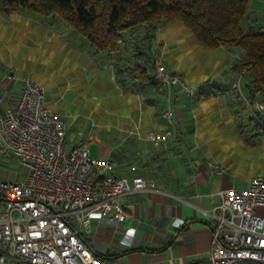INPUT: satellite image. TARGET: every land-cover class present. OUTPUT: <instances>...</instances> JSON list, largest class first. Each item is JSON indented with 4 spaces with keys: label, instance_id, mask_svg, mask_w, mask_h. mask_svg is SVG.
<instances>
[{
    "label": "crops",
    "instance_id": "obj_1",
    "mask_svg": "<svg viewBox=\"0 0 264 264\" xmlns=\"http://www.w3.org/2000/svg\"><path fill=\"white\" fill-rule=\"evenodd\" d=\"M248 10L250 24L264 28V0H249ZM151 29V43L159 44L166 66L182 75L191 94L180 86L158 92L126 75L120 81L114 58L59 17L0 12V42L18 44L24 59L41 62L32 78L43 85L47 106L66 121L67 146L94 141L99 148L92 156L109 157L116 173L139 174L154 184L122 198L128 217L117 227L93 222L86 242L119 264H209L211 214L218 213L212 193L243 188L236 170L264 161V110L255 107L264 104V91L233 66L241 52L206 47L178 21ZM1 72L0 93L6 88L8 98L0 101V116L16 102L22 83L14 86L7 78L12 72ZM166 105L175 128L155 147L147 131L167 127L160 116ZM78 114L91 121L94 133L68 139ZM105 122L111 130L104 139L99 132ZM210 162L225 170L213 172ZM128 163L137 170H128Z\"/></svg>",
    "mask_w": 264,
    "mask_h": 264
},
{
    "label": "built area",
    "instance_id": "obj_2",
    "mask_svg": "<svg viewBox=\"0 0 264 264\" xmlns=\"http://www.w3.org/2000/svg\"><path fill=\"white\" fill-rule=\"evenodd\" d=\"M152 54L157 89L180 86L191 94L194 89L182 75L167 68L159 46ZM7 78L16 80L13 72ZM2 81L0 70V85ZM44 94L42 84L25 78L16 102L0 116V153L13 156L24 169L22 180L0 183V264H119L96 255L86 236L93 222L120 225L128 217L122 198L154 184L139 174L116 173L117 164L109 157L92 156L87 142L67 146L66 121L47 106ZM7 98L4 88L0 101ZM255 107L264 110L261 102ZM161 117L167 127L146 135L155 147L175 128L170 105ZM210 166L213 172L225 170L216 162ZM126 167L137 170L130 163ZM212 197L218 213L211 214L209 264H264V216L254 213L264 207V175Z\"/></svg>",
    "mask_w": 264,
    "mask_h": 264
},
{
    "label": "trees",
    "instance_id": "obj_3",
    "mask_svg": "<svg viewBox=\"0 0 264 264\" xmlns=\"http://www.w3.org/2000/svg\"><path fill=\"white\" fill-rule=\"evenodd\" d=\"M248 1L0 0V12L23 10L63 19L96 51L114 58L120 81L126 75L158 92L164 90L157 89L152 76V50L159 44L151 43V28L178 21L206 47L241 52L233 66L246 71L249 84L264 91V28L250 24Z\"/></svg>",
    "mask_w": 264,
    "mask_h": 264
},
{
    "label": "rangeland",
    "instance_id": "obj_4",
    "mask_svg": "<svg viewBox=\"0 0 264 264\" xmlns=\"http://www.w3.org/2000/svg\"><path fill=\"white\" fill-rule=\"evenodd\" d=\"M142 28V27H140ZM23 44V43H21ZM16 45V46H15ZM6 44L5 42H0V69L3 71L4 76H7L9 72H13L16 80L13 81V85H19L20 82H22L25 78H32L33 73L36 71V69L39 68V63L41 62L33 60L24 59V52H19L18 44ZM168 68V67H167ZM170 69V68H169ZM171 70V69H170ZM175 71V70H174ZM178 72V71H176ZM93 99V98H91ZM94 100V99H93ZM62 103H65L62 101ZM164 109V108H163ZM163 109L160 112L163 111ZM88 116V115H87ZM162 118V117H161ZM67 121H70V119H67ZM77 122L78 125L73 127H70V130L68 131V139H72L74 137H83L87 132V136L94 133V125L91 124L90 120H86L85 117L77 115ZM100 132L99 137H106V134L108 131H110L111 126L107 125V122L100 124ZM87 141V144L89 146L90 152L93 155L98 154V148L99 145L94 141ZM242 167L235 172L237 183L239 185H244L246 179L249 177L256 175H264V161H258L255 164H252L250 167L245 168ZM23 171L21 165L17 164L16 160L13 156L7 155V154H1L0 153V183L8 181L10 179H15L17 181L23 179ZM247 186V185H246ZM254 213L258 215L264 216V207H257L254 209Z\"/></svg>",
    "mask_w": 264,
    "mask_h": 264
}]
</instances>
